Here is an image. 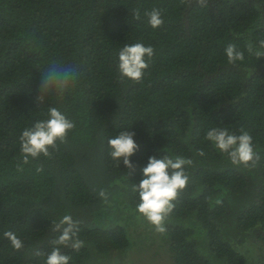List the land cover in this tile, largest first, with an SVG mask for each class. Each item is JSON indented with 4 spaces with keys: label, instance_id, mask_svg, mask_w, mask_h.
<instances>
[{
    "label": "trees",
    "instance_id": "trees-1",
    "mask_svg": "<svg viewBox=\"0 0 264 264\" xmlns=\"http://www.w3.org/2000/svg\"><path fill=\"white\" fill-rule=\"evenodd\" d=\"M153 8L163 10L158 30L144 15ZM262 39V0H0V264H44L36 253L51 251L60 235L52 225L66 213L85 242L62 248L71 264H138L148 253L165 254L167 264H264ZM137 42L155 55L141 83L126 82L117 54ZM229 44L243 62L228 63ZM52 63L77 69L62 98L46 96L41 72ZM48 106L76 128L50 159L25 165L20 135ZM216 126L248 131L259 162L234 166L205 139ZM124 128L139 145L132 171L106 148V137ZM164 154L193 163L160 234L136 212L132 184L149 157ZM5 231L24 247L14 250Z\"/></svg>",
    "mask_w": 264,
    "mask_h": 264
},
{
    "label": "clouds",
    "instance_id": "clouds-1",
    "mask_svg": "<svg viewBox=\"0 0 264 264\" xmlns=\"http://www.w3.org/2000/svg\"><path fill=\"white\" fill-rule=\"evenodd\" d=\"M203 3V0H200ZM264 2V0H262ZM147 24L153 30H158L164 24L163 10L153 8L144 14ZM135 19L140 18L139 12L133 13ZM259 49H264V39L258 41ZM252 52V46L248 48ZM257 57H264V52L257 50ZM155 55L151 45L137 42L124 44L117 54V69L121 78L132 83H141ZM225 56L229 64L243 62L245 54L236 44H229L225 48ZM46 88V96L56 93L61 98L75 84L78 74L74 66H63L52 63L41 72ZM46 97H41L39 106L43 107ZM43 119L36 120L31 127L25 128L19 139L20 153L23 164L38 160L41 156L50 159L58 143H66L70 133L76 128L74 120L70 119L61 107L48 106L42 112ZM205 139L214 148L226 154L234 166L254 167L260 160V155L253 143V137L248 131L240 130L239 134L230 131L229 126L210 128ZM108 156L119 168L122 163L130 171L135 166L131 157L138 151L139 145L135 141V133L124 128L116 134L106 137ZM198 155L203 157L201 150ZM193 161L183 156H151L142 168V178L138 184H132V192L137 194L136 212L146 219L160 234L167 231L166 221L175 209V201L189 183L190 176L187 168ZM38 173L42 168H37ZM104 203H108V194L101 190L98 193ZM219 203V201H217ZM78 221L69 213L63 215L58 222H54L52 230L59 232L58 239L53 241L54 247L46 255L37 251V256H44V264H71L72 257L62 252V248L79 251L85 242L79 238ZM6 238L14 250H21L24 242L15 232L5 231Z\"/></svg>",
    "mask_w": 264,
    "mask_h": 264
},
{
    "label": "rangeland",
    "instance_id": "rangeland-1",
    "mask_svg": "<svg viewBox=\"0 0 264 264\" xmlns=\"http://www.w3.org/2000/svg\"><path fill=\"white\" fill-rule=\"evenodd\" d=\"M151 253H148L147 255H142V261H140L138 264H167V256L165 254H162L160 257L150 258ZM140 255H138L136 258H138ZM171 264V262L169 263Z\"/></svg>",
    "mask_w": 264,
    "mask_h": 264
}]
</instances>
